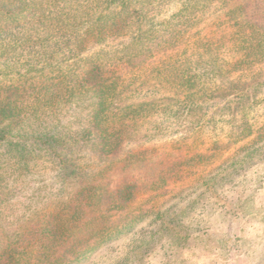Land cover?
I'll list each match as a JSON object with an SVG mask.
<instances>
[{"label": "trees", "instance_id": "1", "mask_svg": "<svg viewBox=\"0 0 264 264\" xmlns=\"http://www.w3.org/2000/svg\"><path fill=\"white\" fill-rule=\"evenodd\" d=\"M168 1L0 0V264H76L137 220L112 219L136 197L137 181L123 180L108 189L95 178L102 169L86 171L81 158L91 152L103 158L118 150L150 108L137 98L148 80L127 89L122 73L97 61L105 47L100 44L119 40L113 45H121L124 61H138L145 53L151 57L157 39L151 27L141 24ZM177 1L181 6L172 17L189 22L218 7V18L225 19L228 33L202 43L204 52H212L206 74L219 79L226 65L234 70L251 66L257 72L249 80L220 78L222 90L207 89L196 73L184 75L166 63L153 72L155 78L162 84L170 75L180 79L186 97L202 92L207 103L230 97L241 102L264 85L259 72L264 68V0ZM164 32L163 40L175 44V31ZM226 37L234 40L223 47L220 39ZM48 42H54L50 51ZM59 43L82 54L86 66L78 68L74 61L55 72L34 67L40 56L57 53ZM96 44L102 49L83 55ZM22 57L21 66L28 68L21 71ZM213 59L214 65L220 62L215 72ZM61 112H69L66 123Z\"/></svg>", "mask_w": 264, "mask_h": 264}, {"label": "rangeland", "instance_id": "2", "mask_svg": "<svg viewBox=\"0 0 264 264\" xmlns=\"http://www.w3.org/2000/svg\"><path fill=\"white\" fill-rule=\"evenodd\" d=\"M180 6L177 0L165 2L141 24L142 29L151 27L157 39L151 57L145 53L138 61H124L121 45H113L119 38L100 44L105 45L102 51L97 44L84 49L83 55L99 49L97 61L106 62L108 71L122 73L127 89L147 79L137 98L148 101L150 108L140 120L141 127L118 150L103 158L94 152L81 158L86 171L102 169L95 178L108 189L123 180L137 181L139 189L112 216L122 223L137 217L131 228L76 264H264V137H260L264 134V85L241 102L230 97V101L217 103L216 98L207 103L202 102L206 100L202 92L186 97L180 79L170 75L164 86L155 78L153 72L166 63L184 75L196 73L197 80L214 90L222 83L220 78L249 80L257 72L251 66L234 70L226 65L220 68L224 74L219 79L207 75L211 64L206 60H211L212 52H204L202 43L228 33L225 19L218 18L220 8L214 7L186 22L172 17ZM170 30L176 33L175 44L163 40L164 31ZM227 39L231 38L220 39L223 47L234 40ZM191 41L199 42L197 49L188 46ZM53 43L48 42V51ZM60 45L57 53L34 60L38 63L34 67L55 72L66 70L74 61L78 68L86 66L79 58L82 54ZM217 50L220 57L225 56L222 48ZM25 58L18 65L21 71L28 68L21 66ZM212 61L215 72L220 62ZM259 72L264 74V68ZM64 113L60 116L66 123L69 112ZM152 172L156 173L153 178ZM37 175L34 180L40 172Z\"/></svg>", "mask_w": 264, "mask_h": 264}]
</instances>
